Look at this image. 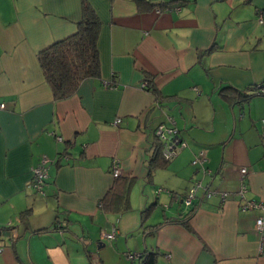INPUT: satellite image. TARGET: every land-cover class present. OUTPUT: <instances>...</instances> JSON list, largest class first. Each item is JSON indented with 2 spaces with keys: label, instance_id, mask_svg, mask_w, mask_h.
I'll return each mask as SVG.
<instances>
[{
  "label": "crops",
  "instance_id": "obj_1",
  "mask_svg": "<svg viewBox=\"0 0 264 264\" xmlns=\"http://www.w3.org/2000/svg\"><path fill=\"white\" fill-rule=\"evenodd\" d=\"M88 1L101 20L100 75L55 99L37 54L75 31L81 0H0V224L15 228L14 239L0 234V264H264V212L241 210L237 194L245 166V197L264 200V95L251 89L264 81V0H147L180 6L170 11ZM160 125L186 141L167 161ZM43 156L36 191L31 168ZM114 160L133 177L121 212L100 207ZM195 180L216 193L198 189L186 215Z\"/></svg>",
  "mask_w": 264,
  "mask_h": 264
},
{
  "label": "trees",
  "instance_id": "obj_2",
  "mask_svg": "<svg viewBox=\"0 0 264 264\" xmlns=\"http://www.w3.org/2000/svg\"><path fill=\"white\" fill-rule=\"evenodd\" d=\"M173 4V1L150 2L147 0H136L138 9L158 7L160 10H165V8ZM256 11L257 15L259 11L264 13V7L258 8ZM100 27L101 20L93 6L88 0H81V15L75 31L38 51L37 57L39 65L55 99H62L71 95L83 79L99 77L101 64L97 39ZM260 84H264V81L252 85V94H256L254 89ZM144 88L151 91L157 100L161 98L155 89L150 86L149 80L146 81ZM221 92L229 99L235 98L234 95H229L228 86L222 87ZM235 95L244 99L249 94L243 91H235ZM177 135L181 140L185 141L180 136L178 128ZM155 165V162L149 164V171ZM113 177L114 180L111 187L100 200V207L105 211L121 212L130 206L129 192L133 183V177L123 175ZM150 208L151 206H148L142 210L141 213L143 216L148 214ZM193 209L190 206V210L186 215L191 214ZM26 212L25 210L23 215ZM152 262V256L147 255L143 258L141 264H151Z\"/></svg>",
  "mask_w": 264,
  "mask_h": 264
},
{
  "label": "built area",
  "instance_id": "obj_3",
  "mask_svg": "<svg viewBox=\"0 0 264 264\" xmlns=\"http://www.w3.org/2000/svg\"><path fill=\"white\" fill-rule=\"evenodd\" d=\"M179 10V5H170L165 10ZM157 11H160V9L157 7ZM258 20L260 22H264V13L262 11L258 12ZM146 86V81L142 82V87L144 88ZM254 92L259 95H264V84L258 85ZM3 106V104H0V107ZM119 119L117 118L115 122H118ZM155 133L159 140L162 142V155L164 159H170L173 157L177 151H179L181 148H183L186 143L185 141L181 140L179 136L177 135V128L175 125L164 127L163 125H160L156 128ZM58 140H61V136H57ZM262 139H264V130H262ZM47 161L48 159L43 156L40 161L31 168V179L29 182V185H31L36 191H40L42 189L43 184L45 183V180L47 178ZM205 161V153L204 150H200L197 155L192 160L193 164L196 163H202ZM111 173L113 176L119 175V165L117 161H113L111 165ZM240 173V179L241 183L238 187L237 194L240 199L239 201V208L241 210H247L251 208H260L262 212H264V200H255V199H247L245 197V192L247 191V185L244 182L245 176L247 175V168L245 166H242L239 168ZM198 189H202L203 193L206 196H212L216 193L215 190L209 189L207 186H203L201 184L200 180H195L190 188L186 191L182 198V202L185 206L189 207L192 205L194 198L196 196V192ZM220 198L222 200L225 199L227 192L220 191L218 192ZM7 229L11 232L10 239H14L15 237V228L10 224L7 223L5 225L0 224V234L4 229ZM255 228L257 230V233L259 235V251H264V218L262 216H259L255 220ZM105 237L108 239H112L115 235V230L112 229L110 232H107L104 234ZM2 250V245H0V251ZM139 256L137 253H129V258H136Z\"/></svg>",
  "mask_w": 264,
  "mask_h": 264
},
{
  "label": "water",
  "instance_id": "obj_4",
  "mask_svg": "<svg viewBox=\"0 0 264 264\" xmlns=\"http://www.w3.org/2000/svg\"><path fill=\"white\" fill-rule=\"evenodd\" d=\"M10 234H11V232H10V231H7V236H8V238H9Z\"/></svg>",
  "mask_w": 264,
  "mask_h": 264
}]
</instances>
